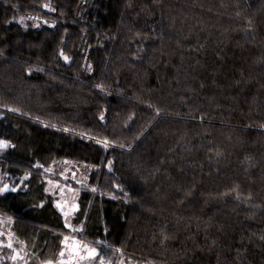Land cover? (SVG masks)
<instances>
[{
  "label": "trees",
  "instance_id": "1",
  "mask_svg": "<svg viewBox=\"0 0 264 264\" xmlns=\"http://www.w3.org/2000/svg\"><path fill=\"white\" fill-rule=\"evenodd\" d=\"M0 140V264H264V0H0Z\"/></svg>",
  "mask_w": 264,
  "mask_h": 264
},
{
  "label": "rangeland",
  "instance_id": "2",
  "mask_svg": "<svg viewBox=\"0 0 264 264\" xmlns=\"http://www.w3.org/2000/svg\"><path fill=\"white\" fill-rule=\"evenodd\" d=\"M3 147L4 146L0 147V150ZM54 170L60 176L64 178H69L75 181L76 183L86 181L87 174L89 172L88 168H83L70 163H60L58 164L57 167H55ZM47 192L55 196L56 208L62 215L66 226L70 228V218L73 215V213L77 210L78 191L76 189L71 188L68 185L61 184L54 180H48ZM0 222H2L1 226H4L8 236L11 237L9 231V222L6 220H0ZM67 241L68 242L64 241L65 245H63V250L60 253L59 260L56 264H90V262L94 261L95 259L94 257L96 256V254L94 256L89 255V250H91L92 248L86 246L85 244H81L78 241H73L71 239ZM12 243L13 241L11 242V245ZM104 262L105 263L102 264H108L106 263V261ZM115 264H129V263L117 262Z\"/></svg>",
  "mask_w": 264,
  "mask_h": 264
},
{
  "label": "snow or ice",
  "instance_id": "3",
  "mask_svg": "<svg viewBox=\"0 0 264 264\" xmlns=\"http://www.w3.org/2000/svg\"><path fill=\"white\" fill-rule=\"evenodd\" d=\"M60 56L62 57V59L65 61V62H67L68 60H69V57L68 56H66L65 54H64V52L63 51H61L60 52ZM89 70H91L90 68H89ZM97 87H99V85H97ZM103 117H101V119H102ZM65 131H67V129H65ZM4 141L3 140H0V147H2V146H4ZM8 189V185H4L2 188H0V193H4L6 190ZM13 191H15V189H12ZM73 207H75V206H73ZM11 245H9V247H10ZM96 254V250L95 249H91V250H89V255L90 256H94ZM13 258H15V257H13Z\"/></svg>",
  "mask_w": 264,
  "mask_h": 264
},
{
  "label": "bare ground",
  "instance_id": "4",
  "mask_svg": "<svg viewBox=\"0 0 264 264\" xmlns=\"http://www.w3.org/2000/svg\"><path fill=\"white\" fill-rule=\"evenodd\" d=\"M34 245V244H33Z\"/></svg>",
  "mask_w": 264,
  "mask_h": 264
},
{
  "label": "flooded vegetation",
  "instance_id": "5",
  "mask_svg": "<svg viewBox=\"0 0 264 264\" xmlns=\"http://www.w3.org/2000/svg\"><path fill=\"white\" fill-rule=\"evenodd\" d=\"M63 250V249H62Z\"/></svg>",
  "mask_w": 264,
  "mask_h": 264
}]
</instances>
